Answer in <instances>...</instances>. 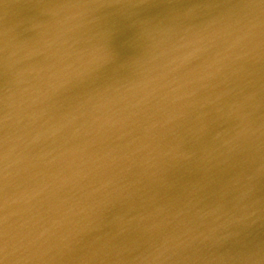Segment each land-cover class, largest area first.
I'll use <instances>...</instances> for the list:
<instances>
[{
    "label": "water",
    "instance_id": "obj_1",
    "mask_svg": "<svg viewBox=\"0 0 264 264\" xmlns=\"http://www.w3.org/2000/svg\"><path fill=\"white\" fill-rule=\"evenodd\" d=\"M0 264H264V0H0Z\"/></svg>",
    "mask_w": 264,
    "mask_h": 264
},
{
    "label": "bare ground",
    "instance_id": "obj_2",
    "mask_svg": "<svg viewBox=\"0 0 264 264\" xmlns=\"http://www.w3.org/2000/svg\"><path fill=\"white\" fill-rule=\"evenodd\" d=\"M86 1V0H85ZM93 1V0H92ZM209 78V80H212V77H208ZM102 89H105L104 88V84L102 85ZM238 129L240 128V129H245L246 127L245 126H243V125H241V127H237ZM183 129V128H182ZM239 192H234V194H231V195H228L226 198H232V199H238V200H240L239 199V196H241L240 194H238ZM217 232H219L220 233V231H217Z\"/></svg>",
    "mask_w": 264,
    "mask_h": 264
}]
</instances>
